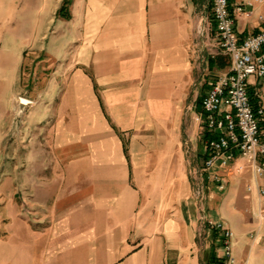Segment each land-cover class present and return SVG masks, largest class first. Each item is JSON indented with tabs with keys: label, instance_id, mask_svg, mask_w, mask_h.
Returning a JSON list of instances; mask_svg holds the SVG:
<instances>
[{
	"label": "crops",
	"instance_id": "crops-1",
	"mask_svg": "<svg viewBox=\"0 0 264 264\" xmlns=\"http://www.w3.org/2000/svg\"><path fill=\"white\" fill-rule=\"evenodd\" d=\"M61 2L0 0V55H13L18 66L26 36L7 38V25H34L29 35L34 39L39 28L57 21ZM69 12V19L58 20L71 35L62 46L74 44L75 60L83 65L78 69L94 72L97 123L105 120L103 102L111 104L116 120L122 116L114 103L140 104L127 118L149 130L154 140L129 152L117 135L102 141L97 179L87 180L82 172L63 177L53 193H36V200L46 202L43 212L35 211V229L25 228L17 204L4 208L0 220L8 225L0 238V264H212L222 252L220 235L201 223V211L231 229L238 262L264 264V194L258 192L264 189V173H255L238 157L228 173L213 169L221 175L223 190L206 180L205 198L199 203L194 196L206 155L200 101L212 78L228 67L224 55L211 56L216 46L206 0H72ZM259 14L264 16V0L250 15L235 14L241 37L262 27ZM197 18L208 27L206 32L202 28L209 42L208 66L209 58L218 56L226 65L209 66L196 99L195 122L187 138L179 140L182 103L196 74L189 47ZM6 38L13 43H5ZM251 81L262 98L264 78ZM67 138L63 134L60 142L66 144ZM239 165L243 168L236 171ZM12 236L15 241L8 242Z\"/></svg>",
	"mask_w": 264,
	"mask_h": 264
},
{
	"label": "rangeland",
	"instance_id": "rangeland-1",
	"mask_svg": "<svg viewBox=\"0 0 264 264\" xmlns=\"http://www.w3.org/2000/svg\"><path fill=\"white\" fill-rule=\"evenodd\" d=\"M197 14L200 16L198 10ZM56 19L53 24L39 28L34 39L29 38L34 25L24 21L7 25V38L15 33L26 36L18 51L20 64L16 66L13 55H0V215L8 205L17 204L27 229H35L32 225L35 211L43 212L41 209L45 208L42 202L46 201L36 200V193H53L62 186L63 177L73 178L82 172L87 180L97 179V149L102 141L117 135L126 141L129 152L154 140L149 130L127 118L129 111L131 114L140 104L114 103L113 108L122 116L116 120L110 112L111 104L103 102L101 111L105 120L99 126L94 72L89 68L78 69L82 64L75 60L74 44L67 45L71 35L58 22L61 18L56 15ZM202 28L206 32L208 27L197 18L189 47L196 74L182 103L179 140L187 138L190 125L195 122L196 99L209 75V42ZM7 38L5 43H13ZM63 38L67 43L64 48ZM261 95L264 102V87ZM20 97L30 103L20 106ZM62 133L69 137V143L60 142ZM94 185L97 184L91 187ZM7 225V221L0 220V238L5 235ZM15 239L12 236L6 240L12 243Z\"/></svg>",
	"mask_w": 264,
	"mask_h": 264
},
{
	"label": "built area",
	"instance_id": "built-area-1",
	"mask_svg": "<svg viewBox=\"0 0 264 264\" xmlns=\"http://www.w3.org/2000/svg\"><path fill=\"white\" fill-rule=\"evenodd\" d=\"M262 1L206 0L216 46L211 56L224 55L228 67L212 78L200 101L207 137L206 155L194 190L199 203L205 198L206 180L216 182L219 190L225 187L221 175L213 171L216 166L225 172L231 171L232 163L242 157L255 173H264V102L251 81V78L256 81L264 78V16L257 15L262 27L244 37L235 28V14L250 15L254 6ZM242 168V165L235 167L236 171ZM247 190H251L250 185ZM258 192L264 194V189L259 187ZM200 221L220 235L222 252L217 264H241L233 254V232L227 224L223 220L207 218L202 211Z\"/></svg>",
	"mask_w": 264,
	"mask_h": 264
},
{
	"label": "trees",
	"instance_id": "trees-1",
	"mask_svg": "<svg viewBox=\"0 0 264 264\" xmlns=\"http://www.w3.org/2000/svg\"><path fill=\"white\" fill-rule=\"evenodd\" d=\"M69 3H70V0H62L61 5L59 6L56 12V15L59 18L66 19V20L70 18L71 15L68 9ZM214 65L219 66V67H224L226 65L225 57L218 56L215 58H209V66L213 67ZM211 263L217 264L215 256L212 257Z\"/></svg>",
	"mask_w": 264,
	"mask_h": 264
},
{
	"label": "bare ground",
	"instance_id": "bare-ground-1",
	"mask_svg": "<svg viewBox=\"0 0 264 264\" xmlns=\"http://www.w3.org/2000/svg\"><path fill=\"white\" fill-rule=\"evenodd\" d=\"M20 103H22V104H28V103H30V102H29L28 99L23 98V97H20Z\"/></svg>",
	"mask_w": 264,
	"mask_h": 264
},
{
	"label": "water",
	"instance_id": "water-1",
	"mask_svg": "<svg viewBox=\"0 0 264 264\" xmlns=\"http://www.w3.org/2000/svg\"><path fill=\"white\" fill-rule=\"evenodd\" d=\"M23 104H20V106H22Z\"/></svg>",
	"mask_w": 264,
	"mask_h": 264
}]
</instances>
